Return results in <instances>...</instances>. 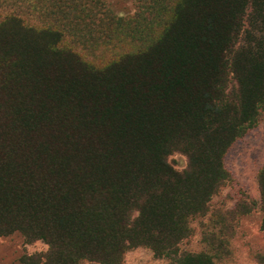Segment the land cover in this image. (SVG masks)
Masks as SVG:
<instances>
[{"label": "trees", "instance_id": "obj_1", "mask_svg": "<svg viewBox=\"0 0 264 264\" xmlns=\"http://www.w3.org/2000/svg\"><path fill=\"white\" fill-rule=\"evenodd\" d=\"M12 1L26 11L0 19V238L47 246L21 264H124L137 248L216 264L236 214L257 206L264 231L262 165L258 200L212 211L204 250L182 249L264 112V0H133L129 16Z\"/></svg>", "mask_w": 264, "mask_h": 264}, {"label": "rangeland", "instance_id": "obj_2", "mask_svg": "<svg viewBox=\"0 0 264 264\" xmlns=\"http://www.w3.org/2000/svg\"><path fill=\"white\" fill-rule=\"evenodd\" d=\"M108 8L119 16H129L136 12L133 0H103ZM15 10L23 15L26 9L12 0H0V19L4 13ZM29 21H46L37 17L35 12L29 11ZM174 167L181 171L187 166V159L178 153L169 157ZM264 165V112L258 117L254 127L249 129L237 140L225 157V166L230 173V180L220 189L210 201V212L204 218H198L192 222L193 235L186 240L182 249L199 253L204 250L201 242L202 232L211 229L209 215L213 211L224 213L235 211L241 202L257 201L259 192L256 184L258 169ZM230 225L228 237V255L216 264H259V258L264 256V231L261 230V213L257 206L248 213L238 215ZM47 246L41 242L26 245L20 234H13L0 238V264H21L22 255L44 253ZM94 264V263H84ZM124 264H171L166 259H155L148 249L137 248L128 252Z\"/></svg>", "mask_w": 264, "mask_h": 264}]
</instances>
